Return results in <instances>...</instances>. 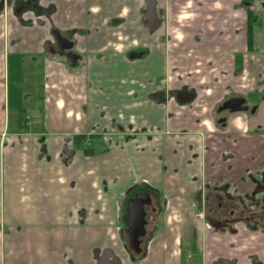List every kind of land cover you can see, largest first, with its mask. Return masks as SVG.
<instances>
[{
    "label": "crops",
    "instance_id": "0c3cea01",
    "mask_svg": "<svg viewBox=\"0 0 264 264\" xmlns=\"http://www.w3.org/2000/svg\"><path fill=\"white\" fill-rule=\"evenodd\" d=\"M157 1L167 26L151 30L143 0H0V264L264 263V235L207 234L188 179L203 138L220 148L214 110L232 95L260 108L232 118L229 146L264 152V135H237L264 128V26L249 50L244 0ZM253 9L264 22V0ZM144 180L168 207L135 260L121 204Z\"/></svg>",
    "mask_w": 264,
    "mask_h": 264
},
{
    "label": "flooded vegetation",
    "instance_id": "af4514ba",
    "mask_svg": "<svg viewBox=\"0 0 264 264\" xmlns=\"http://www.w3.org/2000/svg\"><path fill=\"white\" fill-rule=\"evenodd\" d=\"M143 2L145 5L144 17L150 23L149 28L154 30L160 23L161 26H165L166 14L164 10L156 9L159 6L158 1L143 0ZM149 3L154 5L155 15L152 14L154 19L151 18ZM245 3L246 0L243 1V5ZM65 38L73 43L71 51L76 53L74 38ZM54 39L59 47L57 54L69 63V59L61 54L62 51L55 35ZM133 55L136 56L138 54L133 53ZM80 60L81 56L78 62ZM185 91L174 93V96L182 105L190 106L194 102L195 96ZM234 99L244 100L242 107H246L247 111L232 112L230 109H224L225 104ZM259 105L253 103L247 97L236 95H232L218 104L214 110V117L218 130L222 132V137L221 139L217 137L219 139L217 146L220 148L227 147V149L221 150L218 148L217 150V147L211 148L206 144V138H203L202 153L199 157H195L198 158L199 164L192 166L191 173L188 175L191 187H193L192 185L195 187H193L191 194L196 212L209 236L234 237L242 242L249 235H264V158H258L259 153L263 152V150L259 151L256 148L242 149L240 146L235 151L229 146V141L234 139V134L230 132L229 128L232 118L236 115H246L248 118L256 117L259 114ZM248 131L246 130L245 133L237 135L242 138H248L251 135H264V128L262 127H258L251 134ZM204 136L206 137L207 135ZM145 141L151 143L153 139L146 137ZM212 149L215 150L213 154ZM102 152H105V149ZM217 153L219 155L215 157ZM194 161L197 160L193 159ZM162 171L166 173L168 168L162 165ZM175 173L178 174V170H175ZM138 200L142 201L143 218L140 220L138 212L133 211L132 219H130V224L133 225V228H131L126 218L129 217V210ZM167 207L168 202L163 191L152 186L146 180L142 184L135 185L126 191L121 204V222L124 226L123 232L126 241L130 246V249L127 250L133 259L139 260L146 256V249L152 239V235L161 222L162 213ZM137 243L139 246H137ZM133 252L140 256H135ZM251 261L253 264H264L256 256L251 257ZM113 264H121V262L118 259H114ZM216 264L233 263L219 258Z\"/></svg>",
    "mask_w": 264,
    "mask_h": 264
},
{
    "label": "water",
    "instance_id": "95a60500",
    "mask_svg": "<svg viewBox=\"0 0 264 264\" xmlns=\"http://www.w3.org/2000/svg\"><path fill=\"white\" fill-rule=\"evenodd\" d=\"M3 7H4V2L1 3L0 10H2ZM153 8H154V5L149 3V9H150V14H151L152 19H154V15H155ZM152 14H154V15H152ZM54 35L56 36L58 43L60 45V48L62 51L61 54L65 55L69 59V61H68L69 66L70 67H77L79 65L78 61L80 59V56L77 53L71 51V49L73 48V43L70 42L67 38L63 37L57 31L54 32ZM65 51H69V52L66 53ZM243 103H244V100L234 99V100L227 102L224 106V109H230L232 112L247 111L246 107L245 108L242 107ZM133 211H137L138 215L140 216V220H142L143 213H142V201L141 200H138L134 204V206L129 210V213H130L129 217L126 218V221L129 223V226L131 228H133V225L130 224V219H132ZM141 226H142V224H141ZM141 233H142V231H141ZM137 246H139L138 243H137Z\"/></svg>",
    "mask_w": 264,
    "mask_h": 264
},
{
    "label": "trees",
    "instance_id": "16d2710c",
    "mask_svg": "<svg viewBox=\"0 0 264 264\" xmlns=\"http://www.w3.org/2000/svg\"><path fill=\"white\" fill-rule=\"evenodd\" d=\"M244 6L247 9V14H248V40H249V50L253 49V29L257 26H264V22H260L254 9H253V0H246V3ZM28 8V7H26ZM20 9L17 10L18 14L20 13ZM81 138V137H80ZM80 138H76V143H80ZM85 153L87 155L92 154L89 150H85ZM127 249H130V246L128 245L127 241L125 242ZM133 254H135L133 252ZM135 256H140L138 254H135Z\"/></svg>",
    "mask_w": 264,
    "mask_h": 264
},
{
    "label": "rangeland",
    "instance_id": "374dc122",
    "mask_svg": "<svg viewBox=\"0 0 264 264\" xmlns=\"http://www.w3.org/2000/svg\"><path fill=\"white\" fill-rule=\"evenodd\" d=\"M166 26H167V23H166ZM164 29H165V32H166V30H167V27H164Z\"/></svg>",
    "mask_w": 264,
    "mask_h": 264
}]
</instances>
